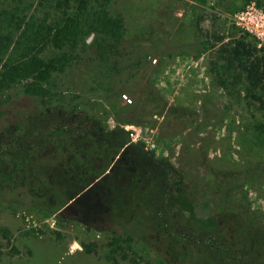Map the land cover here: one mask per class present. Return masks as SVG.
I'll return each mask as SVG.
<instances>
[{
    "label": "trees",
    "instance_id": "trees-1",
    "mask_svg": "<svg viewBox=\"0 0 264 264\" xmlns=\"http://www.w3.org/2000/svg\"><path fill=\"white\" fill-rule=\"evenodd\" d=\"M126 4L133 0H0V116L12 115L16 136L24 130L20 143L15 137L0 147V203L19 196L25 206L48 216L78 205L86 215L79 213L77 219L109 235L114 258L131 264H222L212 249L195 247L193 235L170 228L172 213L192 219L218 216L224 223L218 251L260 254L264 219L237 194L242 186L264 182V46L243 35L226 41L220 51L228 67L245 75L246 96L263 115L246 127L251 160L231 170L210 160L207 150H191L188 170L172 156L157 157L124 124L139 125L141 113L156 109L151 102L160 94L147 78L157 71L147 66L155 48L166 57L197 59L212 43L195 15L182 42L162 35V20L151 25L157 37L152 40L159 44L151 45L149 34L139 43L143 32L132 27L134 17L121 9ZM213 36L224 42V36ZM124 88L135 99L121 106ZM103 106L114 112L112 127L99 116ZM47 108L59 111L58 122L32 129V119L49 115ZM116 171L128 179L129 200L110 199L112 209L101 215L93 205L92 216L83 209L85 197ZM21 189L25 195H19ZM202 232L210 234L204 225ZM6 236L0 230V246ZM83 245L87 252L95 251V242Z\"/></svg>",
    "mask_w": 264,
    "mask_h": 264
},
{
    "label": "rangeland",
    "instance_id": "rangeland-1",
    "mask_svg": "<svg viewBox=\"0 0 264 264\" xmlns=\"http://www.w3.org/2000/svg\"><path fill=\"white\" fill-rule=\"evenodd\" d=\"M249 1L133 0V5L120 6L127 16L134 17L132 27L143 32L140 38H136H139V43L146 41L143 38L147 34L151 37L149 41L154 42L152 39L157 37L151 34L152 26H157L162 20L166 27L162 30V35L168 34L169 38L182 42L187 35V25L194 15L201 19L202 33L212 43V47L197 59L187 54L166 57L160 49L155 48L150 58L151 64H147L151 69H157L155 72H148L147 78L156 87L160 99H153L151 103L156 109L147 111V116L141 113L139 125L130 123L124 124V127L133 132L135 140L143 139L146 148L154 151L157 157L172 156L176 165L188 170L192 164L189 162L191 150H207L210 160L228 164L231 170L247 166L251 160L250 132L246 127L249 120L262 121L263 115L256 104H250L246 96L245 75L228 67L220 54L226 41L239 36L233 27V20L235 14ZM258 1L264 5V0ZM214 34L224 36V42L217 43ZM159 42L157 40L151 45L156 47ZM124 93L134 101L133 94L125 88L122 95ZM122 95L119 104H130ZM101 98L104 101V97ZM204 107L208 112L203 110ZM47 113L49 115L34 117L30 127L35 129L44 122H58V110L47 108ZM113 113L109 106H103L99 116L107 119L112 127L115 123ZM11 116H0V130L5 129L6 125L11 126L9 132H0V147L14 141L15 137L18 143L22 141L20 136L24 130L16 136ZM26 189L18 191L19 195H25ZM88 189L84 191H90ZM239 189L237 199H242L255 215L264 219V182L247 184ZM129 190L128 179L116 171L88 193L83 209L89 210L92 216L95 212L101 215L112 209L108 205L110 199L119 196V203L122 200L128 201ZM22 201L23 198L19 196H9L5 202L0 203V230L4 229L7 234L1 239L0 264H131L120 256L115 255L114 258L109 246V235L90 230L86 220L80 222L77 219L79 213L83 217L86 215L78 205L48 216L25 206ZM93 205L98 209L95 212L89 209ZM172 214L170 228L193 235L197 241L193 243L195 247L198 245L212 249L215 257L222 259V264H225L224 259L233 264H264V243L257 248L260 254L248 249L230 252L217 250L221 247L219 227L224 224L218 216L207 215L205 219H192ZM202 225L210 230L208 236L202 232ZM91 242L96 243L95 251L87 252L83 243ZM183 249L181 247V251Z\"/></svg>",
    "mask_w": 264,
    "mask_h": 264
},
{
    "label": "built area",
    "instance_id": "built-area-1",
    "mask_svg": "<svg viewBox=\"0 0 264 264\" xmlns=\"http://www.w3.org/2000/svg\"><path fill=\"white\" fill-rule=\"evenodd\" d=\"M233 25L239 36L249 35L258 47L264 46V5H260L257 0H250L235 14ZM122 96L126 102H133L127 94Z\"/></svg>",
    "mask_w": 264,
    "mask_h": 264
},
{
    "label": "water",
    "instance_id": "water-1",
    "mask_svg": "<svg viewBox=\"0 0 264 264\" xmlns=\"http://www.w3.org/2000/svg\"><path fill=\"white\" fill-rule=\"evenodd\" d=\"M92 37H93V35H91V36L89 37L88 41H90V40L92 39Z\"/></svg>",
    "mask_w": 264,
    "mask_h": 264
},
{
    "label": "flooded vegetation",
    "instance_id": "flooded-vegetation-1",
    "mask_svg": "<svg viewBox=\"0 0 264 264\" xmlns=\"http://www.w3.org/2000/svg\"><path fill=\"white\" fill-rule=\"evenodd\" d=\"M102 177H103V176H102ZM100 178H101V177H100ZM100 178H99V179H100ZM99 179H98V180H99ZM91 186H92V185H91ZM91 186H90V187H91Z\"/></svg>",
    "mask_w": 264,
    "mask_h": 264
}]
</instances>
